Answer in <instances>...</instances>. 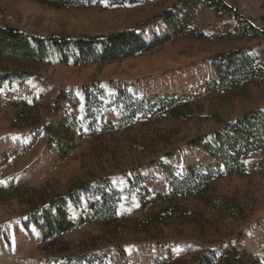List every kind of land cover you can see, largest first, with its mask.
I'll return each instance as SVG.
<instances>
[{"label": "rangeland", "instance_id": "obj_1", "mask_svg": "<svg viewBox=\"0 0 264 264\" xmlns=\"http://www.w3.org/2000/svg\"><path fill=\"white\" fill-rule=\"evenodd\" d=\"M223 2L243 20L213 0H76L59 8L0 0V26L30 36L134 30L150 46L88 64L0 57L1 75L21 72L0 82V264H205L208 255L218 264L233 249L264 264V150L247 153L241 173L230 175L204 141L264 112V0ZM229 53L253 72L233 87L220 77ZM165 97L175 115L158 102ZM209 166L221 168L207 191L221 205L178 198L191 214L186 223L149 234L157 239L133 230L164 203L158 195ZM111 193L117 222L105 226L90 212ZM61 198L67 202L53 213L63 229L51 235L37 211Z\"/></svg>", "mask_w": 264, "mask_h": 264}, {"label": "trees", "instance_id": "obj_2", "mask_svg": "<svg viewBox=\"0 0 264 264\" xmlns=\"http://www.w3.org/2000/svg\"><path fill=\"white\" fill-rule=\"evenodd\" d=\"M41 3L52 7H62L72 4L76 0H38ZM215 7L221 11H227L236 18L240 19L239 14L228 7L223 0H213ZM238 15V16H237ZM249 27L250 30L258 32L248 21H243L242 25ZM149 44L134 30H124L98 37H81L76 39L65 38H40L30 36L16 28L9 26H0V57H8L12 60H45L60 58L65 63L88 64L101 61H116L119 59L130 58L138 53L146 52ZM234 54H228L226 61H229L227 72L221 73V85L235 86L240 78L244 79L253 76V72L247 66L244 58L235 57ZM228 64V65H229ZM249 74V75H248ZM5 77L20 78L19 70L9 71L4 75L0 74V82ZM169 97L158 102L165 105L175 113V109L170 104ZM156 102V103H158ZM146 107L152 103L144 104ZM175 115V114H174ZM207 148L212 156L222 167L230 174L237 175L241 173L243 157L252 151L264 150V112L260 110L250 111L235 121L228 122L220 130L215 131L207 138ZM221 170L219 166H209L206 169L192 170L189 175H185L173 184L169 195H158L156 198H166L164 203L158 205L156 213L146 216L145 220L134 226V231L140 234L149 235L163 227H169L172 223L184 222L189 219L188 209L178 204V198L184 197L200 198L201 202L208 207L216 208L220 203L217 200L208 197V185L212 182V174ZM213 174V175H214ZM222 173H219L218 176ZM216 175V174H215ZM216 175V176H217ZM162 200V201H163ZM67 202L66 198L60 200H51L48 204L41 206L37 211L36 221L45 226L47 233L54 234L61 232L63 224L58 216L53 213V207L60 206ZM90 217L108 221L111 225L117 222L115 214V198L111 194L105 195L100 201L92 205ZM110 221V222H109ZM168 223V225H167ZM189 223V222H188ZM167 225V226H166ZM121 227V226H118ZM157 239L156 236L149 235ZM214 258V260H213ZM205 259V260H204ZM216 257L203 256L200 261L205 264H216ZM218 264H258L255 259L237 249L228 250L219 259Z\"/></svg>", "mask_w": 264, "mask_h": 264}, {"label": "snow or ice", "instance_id": "obj_3", "mask_svg": "<svg viewBox=\"0 0 264 264\" xmlns=\"http://www.w3.org/2000/svg\"><path fill=\"white\" fill-rule=\"evenodd\" d=\"M0 183H2V182H0ZM12 239H13V241H14V239H15L14 236L12 237Z\"/></svg>", "mask_w": 264, "mask_h": 264}]
</instances>
